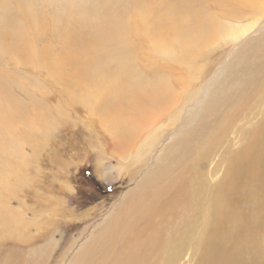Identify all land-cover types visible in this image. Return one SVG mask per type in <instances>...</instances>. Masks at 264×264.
Listing matches in <instances>:
<instances>
[{
	"label": "bare ground",
	"instance_id": "bare-ground-1",
	"mask_svg": "<svg viewBox=\"0 0 264 264\" xmlns=\"http://www.w3.org/2000/svg\"><path fill=\"white\" fill-rule=\"evenodd\" d=\"M39 1L47 7L54 0ZM208 2L219 13L207 9ZM39 9L34 0H0L4 16V21L0 18V233L15 232L19 240L24 239L21 228L25 229L26 223L21 225L15 216L1 212L6 208L3 191H10V176L16 178L28 162L21 152L23 146L40 148L53 127L43 112L45 107L36 99L38 92L46 95L39 82L29 80V74L20 76L24 79L7 74L4 67L12 64L34 74L44 68L51 73H46L48 79L74 89L77 102L92 112L119 115L106 127L118 134L119 145L128 147L119 159L128 164L119 169L143 165L137 173L142 172L143 178L113 206L85 247L77 249L73 264L75 259L83 260L82 264H178L190 249L198 257L196 264H248L243 254L249 246L254 255L261 256L256 257L260 264L264 255L259 253L261 223L257 219L262 213L260 198L264 197V121L250 129H236L240 142L244 138L247 144L242 147L241 143L238 150L221 158L225 164L222 174V169L207 170V166L224 145L226 133L242 121V112L254 100L245 99L246 91L252 88L264 105V0H187L177 5L170 0H131L124 16L100 18L102 23L84 40L78 37L83 36L80 30L70 29L67 21L66 34L60 30L55 35L61 43L60 52L45 45L52 26L47 13ZM11 11L15 21L9 24ZM245 15L250 23L223 22L234 19L241 23ZM79 24L91 27L87 22ZM221 41L233 44L229 59L215 67L197 66L199 59L209 55L206 51ZM107 46L112 48L113 69L102 65L99 58L90 60V66L76 61ZM141 50L152 65L179 57L186 72L181 78L187 81L161 69L153 72L159 75L156 79L144 81L134 65ZM243 54L247 56L244 65ZM194 80L200 82L196 85ZM14 88L28 93V104L15 96ZM176 88L181 89L180 94ZM179 95H185L183 103ZM125 102H129L127 109ZM166 114L170 125L179 123L168 133L160 120ZM149 127L151 132L146 133ZM102 162L104 179L114 181L118 169ZM244 184L250 186L248 192L242 190ZM200 186L210 191V200H201ZM243 192L247 194V213L242 211ZM36 254L27 257L25 264H37Z\"/></svg>",
	"mask_w": 264,
	"mask_h": 264
},
{
	"label": "rangeland",
	"instance_id": "rangeland-1",
	"mask_svg": "<svg viewBox=\"0 0 264 264\" xmlns=\"http://www.w3.org/2000/svg\"><path fill=\"white\" fill-rule=\"evenodd\" d=\"M34 1L38 3L40 13H47L49 22H51L52 29L50 30L49 28L48 33L50 34L44 38L45 45L52 46L57 52H60L62 48L61 43L55 36L57 31L63 30L66 34V27L69 28L70 25V29L80 30L83 36L78 37L84 40L94 27L96 28V26L102 23V20H110L116 15L124 16L125 8L131 4V0H54L50 2L51 5L43 7L41 6V1ZM170 1L177 5L185 3L187 0ZM205 6L210 11L218 12V8L212 2L205 3ZM10 14L9 24L15 21L14 15H12L13 11ZM0 18L4 21V16L1 14ZM100 18L104 19L101 20ZM241 20V23L234 19H223V22L229 25H241L250 23L251 21L248 15H245ZM80 21L89 23L91 27L86 24L80 25ZM245 42L246 40L240 44L243 45ZM240 44L237 45L238 49L240 48ZM232 45V43L221 41L219 46L215 45L209 51H206V55H209L203 59H199L197 66L199 64L205 67L207 64H211L213 67L221 65L225 60L229 59L228 53ZM110 47L107 46L103 50L97 51L94 54L92 53L89 56L87 55L84 58L79 57L76 61L79 63L87 62L88 66H90V60L99 58L102 65L104 64L106 67L113 69L114 61L111 56L112 48ZM244 54L242 55V65L247 61V56H244ZM146 55L145 51H139L134 63L136 70L142 74L144 81L156 79L158 74L154 75L153 72L157 69L163 70L164 73L173 71L174 77L179 76L178 78L182 81H187L181 78L186 72L185 66L178 63L179 57L177 60L173 58H171L172 60L163 59L152 65L146 62ZM255 60H258V57ZM238 61L240 63V57ZM4 69H6L5 72L7 74L16 75L18 79H24L29 74V77H27L29 80L39 82L40 88L43 89L46 95L42 97V94L38 92L36 99L38 103L45 107L44 111H42L47 113L53 127L48 133V140L46 142L45 140H41L42 146L40 148L35 149L29 144L23 146V151L21 152L29 164L27 162L20 167L16 178H14V175L10 176L11 189L8 192L3 191V196H6L3 199V202L6 201V208L1 212L9 217L15 216L21 222V225L26 223V227L24 225L25 229L21 228V233L24 236L22 240H19L14 235L15 232L0 233V264H25L27 257H30L35 251L38 253L36 254L37 264H73L71 261H73L77 249L81 245L85 247L87 238H89L92 232L98 233L102 221L113 209V206L119 203L122 196L130 192L134 188L135 183L143 178L142 172L137 174L143 165L136 163L133 167L126 170L125 168L119 169L120 165L125 166L128 164L127 161H119L120 157L127 153L126 148L128 147L125 144L119 145L118 134L114 129L111 132L106 129L108 125H112L113 119L118 120L119 115L111 117L112 115L106 116L101 111L92 112L89 107L77 102L75 99L77 93L74 89L67 88L62 83H56V80L52 78L48 79L46 73H51L43 70L44 68L36 71L35 74L29 71L25 72V70H28L26 67L23 71L21 70V66L12 64L5 66ZM166 75L164 74V77L169 78ZM16 77H10V79L15 80ZM194 81L196 85L200 82L199 80ZM174 84H177V82ZM261 85L262 82L260 83ZM262 86L264 87V85ZM176 89L178 94H180L181 89ZM12 92L16 93L15 96L19 95L18 97L24 103H29L28 93L24 89L14 88ZM32 93L34 92L32 91ZM184 94L186 95L187 93ZM185 95H179L181 103H183L182 100ZM251 97L254 100L250 104L248 103L249 109L246 112H242V121L236 122L232 131L226 133L224 145L220 147L221 149H218L214 162L210 164V167L207 166V170L218 167L222 169L220 172L222 174L225 164L221 163V158L228 151L233 153L236 149L238 150V147H241V143L242 147L247 144V140L244 138L240 142V135H238L239 133H237L236 129L242 127L243 131L264 121V105L261 104L263 101L260 103L252 88L246 91L245 99L247 100ZM41 98H44V100ZM258 103H260L259 106ZM128 107L129 102H125V108L127 109ZM255 115L258 116L256 117ZM167 116L168 114L160 120L163 122L161 125L165 126L164 129L168 133L172 131V128L175 127L176 129L179 123L174 126L170 125ZM154 126H156L155 123L151 126L152 128L145 129V132H151ZM150 128L151 130L149 131ZM168 135L166 134L165 137ZM220 135L223 134L221 133ZM165 143L166 139L162 145ZM32 144L35 145V143ZM159 150H161L160 147ZM2 158L3 155L0 156V160ZM100 160L103 161V165L106 164L114 168L116 166L119 174H117V178L114 181L110 182L104 179L102 174L104 173V168L101 166ZM148 160H150V157ZM12 161L16 162L17 160L12 158ZM149 164L151 163L149 162L145 166L147 167ZM145 166L144 169L146 168ZM7 172L9 171L7 170ZM177 172L178 170H176ZM243 188L247 190L250 186L245 184L242 186V190L246 191ZM248 191L249 189L246 192ZM243 193L242 211L244 210L243 213H247L248 208L245 199L247 194L244 193L243 195ZM211 196L210 191L200 186L201 200H210ZM260 199L263 200H260L259 206L262 215L259 214L260 218L257 220L259 224L261 223L260 238L262 250L259 253L262 251L263 256L264 197ZM252 241L253 243L255 242L254 239ZM194 254L193 250L190 249L186 258L182 259L178 264H196L198 257ZM254 254L255 250L249 246L245 254H243V258L246 261L248 260V264L251 262L252 264H257L256 257L258 258V255ZM80 261L81 263H79ZM80 261L74 260L75 263L82 264L83 260ZM260 262V264H264V258Z\"/></svg>",
	"mask_w": 264,
	"mask_h": 264
}]
</instances>
